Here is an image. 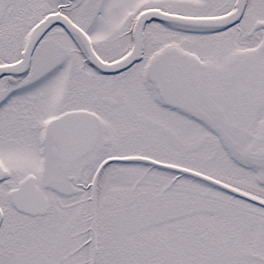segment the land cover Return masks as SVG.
I'll use <instances>...</instances> for the list:
<instances>
[{"label":"snow or ice","instance_id":"6c2138e0","mask_svg":"<svg viewBox=\"0 0 264 264\" xmlns=\"http://www.w3.org/2000/svg\"><path fill=\"white\" fill-rule=\"evenodd\" d=\"M0 264H264V0H0Z\"/></svg>","mask_w":264,"mask_h":264}]
</instances>
